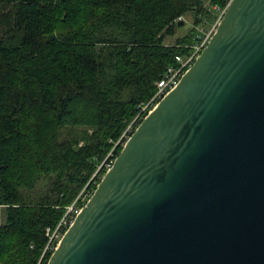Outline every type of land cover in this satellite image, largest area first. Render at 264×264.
<instances>
[{
  "label": "water",
  "instance_id": "95a60500",
  "mask_svg": "<svg viewBox=\"0 0 264 264\" xmlns=\"http://www.w3.org/2000/svg\"><path fill=\"white\" fill-rule=\"evenodd\" d=\"M46 264H264V0L228 2Z\"/></svg>",
  "mask_w": 264,
  "mask_h": 264
},
{
  "label": "trees",
  "instance_id": "16d2710c",
  "mask_svg": "<svg viewBox=\"0 0 264 264\" xmlns=\"http://www.w3.org/2000/svg\"><path fill=\"white\" fill-rule=\"evenodd\" d=\"M228 2L0 0V264L47 263L46 230L96 189L93 175L189 53L194 27ZM187 14L194 27L166 43Z\"/></svg>",
  "mask_w": 264,
  "mask_h": 264
},
{
  "label": "built area",
  "instance_id": "2783aa9c",
  "mask_svg": "<svg viewBox=\"0 0 264 264\" xmlns=\"http://www.w3.org/2000/svg\"><path fill=\"white\" fill-rule=\"evenodd\" d=\"M219 22L220 19H218L215 24H213L207 30L206 28H202L200 26L196 28L197 33L192 37L191 44L189 46H186V48L189 50V53L183 56H175L174 65L167 67L165 72L162 74V76L156 83L155 94L146 104L140 107L135 119L130 125L126 127L121 137L115 144V147H117L118 145L123 147L125 143L129 140L135 129L138 127V125L157 107V105L162 99H164L170 92H172L178 86L181 78L185 75V73H187V71L192 67V65L196 61V59L200 56L202 51L206 48L212 35L216 31ZM108 156L100 165V167L102 166L103 169H105V172L111 168L114 161L113 159L110 160L112 155ZM100 167L98 168V170L100 169ZM77 199L66 208L65 214L59 221L56 228L52 231L50 229L46 230V236L48 238V241L43 250L41 259L45 254H49V256H51L57 250L64 234L71 227L76 216L75 215L72 217V214L76 211L75 205L77 203Z\"/></svg>",
  "mask_w": 264,
  "mask_h": 264
},
{
  "label": "rangeland",
  "instance_id": "374dc122",
  "mask_svg": "<svg viewBox=\"0 0 264 264\" xmlns=\"http://www.w3.org/2000/svg\"><path fill=\"white\" fill-rule=\"evenodd\" d=\"M230 1V0H229ZM207 6V5H206ZM213 10H215L216 12H217V17L214 19V20H210V21H205L204 20V25H201L200 27H204V28H206V30L207 29H209L213 24H215V22L218 20V19H220L221 20V18H222V16H223V14H224V11H225V9H223V10H219L218 8H213ZM181 21H182V26L181 27H177V29H176V32H175V35L173 36V37H169V38H166V43H168V44H172V43H174V41L177 39V38H179V37H182V36H184L186 33H187V31H189L192 27H194L192 24H193V22H192V17H191V15L190 14H187L186 16H184L182 19H181ZM199 26H196V27H194L195 29L196 28H198ZM200 29V28H199ZM137 115V114H136ZM136 117V116H135ZM135 117L132 119V121H130L129 123H128V125H130L132 122H133V120L135 119ZM127 125V126H128ZM69 131L70 130H64L63 131V136H67V134L69 133ZM115 149V147H113V149L110 151V154H108V155H112V157L110 158V160L111 159H113L114 160V158H116L117 156H114V152H113V150ZM107 155V156H108ZM109 157V156H108ZM104 166V165H103ZM100 167V166H99ZM103 171V167L101 166L100 167V169L99 170H97L96 172H95V174L93 175V177L96 179L98 176H100V180L102 179V177H103V175L105 174H100L101 172ZM98 172V173H97ZM95 182V181H94ZM98 185V184H97ZM97 187V186H96ZM84 189H86V188H84ZM83 189V191H82V193L78 196V199H77V203H76V211H75V213H73L72 214V217L73 216H75L76 214H77V212L79 211V210H81L82 208H83V206L86 204V202L89 200V198L91 197V195L93 194V192H94V190L93 191H91V190H89L88 188L86 189V190H84ZM5 222H6V213H5V208L3 207V206H0V225H2V224H5Z\"/></svg>",
  "mask_w": 264,
  "mask_h": 264
}]
</instances>
